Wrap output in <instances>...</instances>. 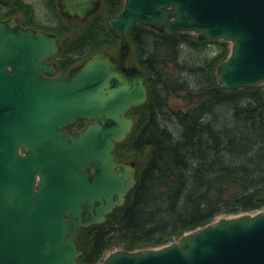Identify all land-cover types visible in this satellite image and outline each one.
<instances>
[{"label": "water", "instance_id": "1", "mask_svg": "<svg viewBox=\"0 0 264 264\" xmlns=\"http://www.w3.org/2000/svg\"><path fill=\"white\" fill-rule=\"evenodd\" d=\"M97 0H59L86 16ZM231 43L218 66L225 90L264 82V0H124L107 19L122 42L137 24ZM52 34L0 20V264H80L81 232L103 224L136 184L114 152L144 105L141 73L97 54L68 75L49 62ZM83 129H68L78 121ZM102 264H264V212L220 218L157 249L118 251Z\"/></svg>", "mask_w": 264, "mask_h": 264}, {"label": "trees", "instance_id": "2", "mask_svg": "<svg viewBox=\"0 0 264 264\" xmlns=\"http://www.w3.org/2000/svg\"><path fill=\"white\" fill-rule=\"evenodd\" d=\"M23 7L21 0H0V18ZM121 7V0L108 4L110 14ZM128 39L149 96L145 119L115 149L121 159L127 148L146 157L125 204L81 232L80 264H98L114 244L127 251L158 247L218 216L264 207V88L226 92L216 84L225 47L188 67L182 51L199 44L188 34L136 25ZM172 99L180 104L172 107Z\"/></svg>", "mask_w": 264, "mask_h": 264}, {"label": "rangeland", "instance_id": "3", "mask_svg": "<svg viewBox=\"0 0 264 264\" xmlns=\"http://www.w3.org/2000/svg\"><path fill=\"white\" fill-rule=\"evenodd\" d=\"M21 3L24 6L23 8L17 10L13 15L9 17L0 18V20L14 19L17 25L22 28H31L34 30H43V31H49L51 33H58L57 36L59 38L61 50L59 54L57 52L58 55L53 60V61H56L57 67H58V70L56 71L55 75L60 73L59 75L66 76L72 70L82 65L86 60H88L89 58L97 54L103 55L105 58L109 59L110 61H112L113 63L117 65H119V63L122 61L124 62L123 57H122V52L120 53V45H121L120 39H118L115 35L109 32L107 29V26L105 25L106 24L105 20L111 16L108 10V4L106 3L105 0L95 1L93 10L90 11L83 18H80L79 16H76V15H61V13H59V9L55 5V0H21ZM2 12H4V10H2ZM136 25L142 26L139 23H137ZM142 27L153 30L154 32L159 33V34L165 33V32L168 33L164 27L161 28L160 30L147 27V26H142ZM89 30L93 31L94 33L92 35H88ZM185 34H188L189 36L194 38L196 42L199 43L192 48L184 47L182 51L181 60H183L188 67L189 66H199L200 63H203L201 61L205 62V61H209L210 59H213L217 54L222 52L223 47H225L228 51L226 58L230 54V49H231L230 42H227L221 39L214 40V41L204 40L199 36V34L192 33V32H188V33L185 32ZM75 43H78L80 45H78L77 47L76 45H74ZM127 46H128V49H127L126 59H125L126 64H130V67H132L133 70L141 73L145 80V84H146L145 74L136 61V51L129 39L127 41ZM224 60H222L220 63H218L215 66L213 74H214L216 84L222 90L229 92L223 89L218 84L217 79H216L217 73H218V66ZM254 88H264V82L252 88H240L236 90L254 89ZM231 91H235V90H231ZM178 104H180V102L177 99H172L170 101V105L172 107H175ZM142 106L135 107L131 109L128 113V116L133 120V123H134L133 129L130 135L133 133L135 128L139 126L140 122L145 119V111L142 110L143 109ZM86 124H87V121L81 120L74 126L70 127L68 130L72 133H75L83 129ZM114 155H115L116 160L121 161L122 163L126 165L134 166L135 170L141 163H143L146 157L145 152L136 153V152H132L131 150H128V148L123 152V157L125 156V159H121L117 157L116 149H115ZM125 202H126V198H125ZM259 212H264V207H262L259 210L253 211V212H245V213H239L235 215H221V216L214 218L210 223H214L220 218H230V217L241 216V215H246V214L254 215ZM190 231H193V230H190ZM190 231L184 232L180 237L173 239V241L165 245L178 242V240L184 234ZM79 239H80V236H79ZM78 243H79V240H78ZM165 245L153 247V248L147 247V248H140V249H136L132 251H127L124 248V245L114 244L110 248V250L105 253V255L102 257V259L100 260L98 264H102L106 256L114 252H118V251L136 252V251L147 250V249H157ZM78 247H79V244H78ZM80 249L82 250V248ZM82 254H83V250H82Z\"/></svg>", "mask_w": 264, "mask_h": 264}, {"label": "flooded vegetation", "instance_id": "4", "mask_svg": "<svg viewBox=\"0 0 264 264\" xmlns=\"http://www.w3.org/2000/svg\"><path fill=\"white\" fill-rule=\"evenodd\" d=\"M106 1V3L107 4H109V2L111 1V0H105ZM122 1V7H123V0H121ZM58 2H59V0H55V5H56V7L59 9V13H61V15H64L62 12H61V8H59V4H58ZM122 7H121V9H122ZM106 8V7H105ZM57 9V10H58ZM121 9L118 11V12H116V13H111V16L110 17H108L107 19H109V18H111V17H114V16H116L120 11H121ZM107 19L105 20L106 22H107ZM106 26H107V24H105ZM38 31H42V32H45V33H47V34H52V35H54L55 37H56V39H57V44H58V47H59V50H58V54L60 53V50H61V46H60V43H59V38H58V36H57V34L58 33H51V32H49V31H43V30H38ZM127 41H128V35H127V37H126V39H125V42H126V44H124L125 45V48L124 49H122V42H121V45H120V53L122 52V57H123V60H124V62L122 61V62H120L119 63V66L120 67H123L124 69H125V72H124V74L126 75V76H129V74L131 73V72H136L135 70H133V68L132 67H130V64H126V53H127V49H128V46H127ZM120 43V42H119ZM58 54H56L53 58H51L50 60H49V62L50 63H52L55 67H56V71L58 70V67H57V63H56V61H53L54 60V58H56L57 57V55ZM60 74V73H59ZM59 74H57V75H59ZM63 76V75H62ZM79 122V121H78ZM77 122V123H78ZM76 123V124H77Z\"/></svg>", "mask_w": 264, "mask_h": 264}]
</instances>
